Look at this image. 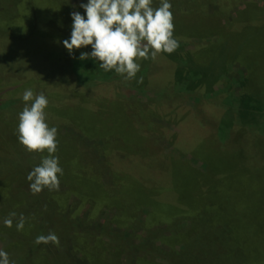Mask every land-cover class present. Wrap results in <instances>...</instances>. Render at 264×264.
I'll list each match as a JSON object with an SVG mask.
<instances>
[{
    "label": "trees",
    "instance_id": "trees-1",
    "mask_svg": "<svg viewBox=\"0 0 264 264\" xmlns=\"http://www.w3.org/2000/svg\"><path fill=\"white\" fill-rule=\"evenodd\" d=\"M87 3L88 0H7L5 8L1 9L0 7V19H7L1 27L5 35L8 34V37L14 41L33 42L36 46L44 43L51 48L44 52L41 51V54L37 56L41 60L36 70H30L28 66H24L25 70L18 75L13 74V71L0 75V93L3 90L10 92L11 88L18 86L17 89H20L18 93L23 94L25 90L31 89L34 94H40L38 91H40L41 85L43 86L45 83L44 78H50L51 82L56 83V85H63L62 80L69 73L76 74L82 83L99 84V82L104 83L112 79L126 81L115 71L106 72L100 69L99 62L96 60L91 58L81 60V53L90 54L92 52L91 46L74 50L72 54L64 47L63 41L70 40L71 37L72 13L80 11L81 15L87 18L84 8L81 7L82 4ZM160 3L161 0H153L152 6L159 7ZM199 3L198 1L197 3L190 2L187 10L192 13L181 15L179 18L176 17L174 35L177 40L180 37H196L211 41L207 47H203L194 53L186 51L183 43L178 40L179 48L175 52L172 54L163 53L166 59L176 65L173 79L170 84H166L164 90L169 92L173 83L172 88L177 91L192 93L205 89L206 96L210 97L216 95L214 88L221 85L225 89L223 92L227 95L222 102L225 112L218 123L217 133L220 140L229 139L231 131L236 127H240L243 132L245 128L253 129L264 136V22H254L253 15L250 14L254 10L252 9L248 12L239 13V18L234 24L223 26L219 19L211 22L212 17L205 19L204 16H201L202 13L198 10ZM176 9L178 11L184 10L180 6ZM171 11L173 13L174 10ZM254 12L258 13L255 10ZM193 13L198 15L194 16ZM259 14L262 12H259L258 16ZM184 17L187 21L184 20ZM55 54L65 56L68 60L67 65L58 71L42 72L40 65ZM139 62L141 70L137 73L136 78L126 81V83L128 82L133 86H146L147 89L152 83L150 77L153 69L157 67L156 61L149 58ZM236 64L242 71L239 77L234 79L233 84L229 85L226 83V76L228 70ZM141 78L142 83L139 82ZM46 92L47 94H43L49 101L46 113L47 123L50 127H55L59 131L61 125L68 126L78 133L82 141L84 138H88L95 142H104L106 146L104 152L100 153L105 155L101 166L95 163L96 160L98 161L96 158L98 150L95 153L94 148L87 149L84 145L81 151L85 159H82L80 165L75 162H68L70 166L76 165L77 175L89 176V180L94 183V186H97L95 191L80 193V189H73V184L65 182V185L60 181V184L65 186L70 194H76L82 204L89 203L92 205L91 215L106 207L117 210V220L121 224H126L134 222L142 208H150L152 211L147 219L149 223L164 217L171 219L173 223L171 225L174 226L182 218H186L192 223V228L189 233L179 236L182 240L179 243L184 242L187 245L190 244L188 237L197 234L200 225L207 221L210 228L209 232H213L217 240H221L220 243L224 247L222 248V256L225 258L226 264H264V182L259 178H256L258 182L253 181L255 178L252 175H254L255 169L245 168L243 161L238 158L242 153L244 155L246 153L251 154L254 146L259 147L258 149H261L259 151L264 153V141L260 142L256 139L257 141L252 142L242 131L236 132L235 140H230L231 149L229 148L223 154L216 155L205 151L200 153L204 157V162L211 167L209 175H199L175 161L170 165L163 164L164 167L160 166L163 174L167 171L166 185L162 182L160 185L157 184V186L152 187L130 178V174L124 169H115V165L113 166L109 159L113 153L117 156L123 155L126 160L130 159L136 162L155 159V153L148 146L145 148L143 146L147 145L145 143L146 137H142L134 126V120L138 116L147 123L144 120L146 119L144 109L137 110V113H130L114 102L106 103V100L102 98H98L95 104L97 108L90 107V102H85V99L81 102L78 100L76 103L68 102L65 104V102H61V97L57 93ZM18 102L11 106L8 104H13L12 100L0 104L3 107L0 109L1 124L9 120L12 114L25 107L23 99ZM66 105L71 108V111H74L76 107L83 108L87 114L93 115L98 120H108L111 109L121 108L122 112L130 114L126 126L130 132V141L122 142V137L116 130H111L110 125L102 128L100 122L94 124V127L88 128H80L74 125L63 112V107ZM110 145L112 146L110 149L111 156H108L106 150ZM139 147L142 149H138ZM42 155H47V153H38L36 156L38 159L37 161L33 160V163L36 162L37 165H40ZM225 155H229L227 160L224 159ZM224 161L228 165H225ZM259 164L261 168H264V154ZM110 166L115 171L109 170V172L113 173L115 177L113 185L107 189L98 180L102 171L111 169ZM179 168L192 174L190 175V184L182 188L186 189V192L193 190L192 199L189 198V201H186L185 198L189 197L188 195L182 197L181 189L177 188L172 178L175 170ZM119 175L125 176L119 177ZM9 184L10 179L0 175V250L7 253L21 251L25 249V245L28 243L36 245L35 240L38 236H46L49 233H55L58 238L74 235L68 254L73 251L76 252L78 256L87 261V264L88 262L89 264H117L115 261L117 260L116 254H113L115 260L111 262V260L103 257L99 259L101 256L99 247L88 248L86 243H88L90 236L86 235L87 238L78 236L74 230L77 224L72 220L73 213L64 217L60 216L66 202L64 203L65 198L60 199V196L54 192L49 195V205L42 210L45 219L41 225L37 226V218L41 213L37 209L34 212L30 211V213L25 209L22 211L25 215L23 230H17L16 225L19 220H15L14 217H11L13 220L12 227H7L4 223L5 219L10 218V213L21 210V205L24 202L20 201L19 205L16 203L19 200L14 199L10 194ZM137 184L139 186H136ZM140 185L144 187H140ZM125 189L131 190L128 202L123 199ZM171 193L175 198H173L174 202L166 199L169 197L167 194L171 195ZM251 193L255 196L253 206H251V201L246 199L247 195ZM223 196L226 197V206L221 204ZM73 231L74 233H71ZM198 235L200 237L201 233ZM15 236H20L26 242L16 241ZM37 257L35 256L34 260L20 261L18 264H68L67 255L63 248L57 249L52 260H48L46 255ZM192 258L194 259V257Z\"/></svg>",
    "mask_w": 264,
    "mask_h": 264
},
{
    "label": "rangeland",
    "instance_id": "rangeland-1",
    "mask_svg": "<svg viewBox=\"0 0 264 264\" xmlns=\"http://www.w3.org/2000/svg\"><path fill=\"white\" fill-rule=\"evenodd\" d=\"M197 1L200 2L198 10L202 13L201 16H204L205 19H211L212 17L211 22L219 19L223 26L234 24L239 18V13L248 12L252 9L258 13L262 12L258 16V13H255L254 10L251 11L250 14L253 15L252 19L254 22H264V0H169L172 5L171 10L175 11V13L173 11L174 21L176 17L179 18L181 15L192 13L187 10L189 3H197ZM6 2L7 0H0L1 9L5 8ZM178 6L183 7L184 10L178 11L176 9ZM193 15L197 16L198 14L193 13ZM7 18L10 17L7 16ZM5 20L7 21V19ZM5 20L0 19V28ZM184 20L187 21L185 17ZM178 40L183 43L186 51L194 53L203 47H207L211 41L210 39L202 40L196 37H180ZM46 47L48 45L44 43L36 46L33 42L14 41L8 37V34L5 35L4 30L1 28L0 75L12 71L13 74L18 75L25 70L24 66H28L30 70H36L41 60L37 56L41 54V51L44 52L51 49L50 47L46 49ZM155 61L157 67L152 71V76L150 77L152 83L151 85L149 84L147 89L146 86H133L124 80L116 79L104 83L99 82V84L82 83L76 74L69 73L62 80L63 85H56V83L51 82L50 78H44L45 83L43 86L41 85V89L38 92L44 94H47L46 91L57 93L61 97V102H65V104L68 102L76 103L78 100L81 102L85 99V102H90V107L97 108L95 104L98 98H102L106 100V103L114 102L122 109H127L130 113H137V110L144 109V115L146 116L144 120L147 123L138 116L134 120V126L142 137H146L145 143L147 145L143 146L144 148L148 146L155 153V159L146 162H136L130 159L126 160L123 155L117 156L115 153L111 156V145L106 150L108 151V156H111L109 159L113 166L115 165V169H124L130 174V178L136 179L135 181L152 187L157 186V184L160 185L162 182L166 185L168 179L167 171L163 174L160 166L164 167L163 164L170 165L175 161L199 175H209L211 167L204 162V157L200 153L205 151L216 155L223 154L229 148L231 149V146H229L230 140H235L236 132L240 133L242 131L240 127L234 128L226 141H222L218 137V123L225 112L222 102L227 93L223 92L225 90L223 86L217 85L214 88L216 95L207 97L205 89L192 93L180 92L172 88L173 83L169 88V92H166L164 88L166 84H170L172 81L176 65L166 59L163 53L158 55ZM67 63L68 60H66L65 56L55 54L46 59L40 66L42 67V72L47 73L49 71H58ZM241 71L242 69L237 64L233 65L228 70L226 83L232 85L233 81H235L234 79L239 77ZM17 87L11 88L10 92L9 90H3L0 93L1 105L10 100H12L13 104L9 103L8 105H15L23 99V94L18 93L20 89L18 90ZM2 108L0 106V109ZM122 109H111L109 112L111 115L108 120H98V118L89 113L87 114L83 108L79 107L71 111V108L66 105L63 107V112H65V116L70 119L71 123L80 128L94 127V124L98 122H100L102 128L110 125L111 130H116L122 137V142L126 143L130 141V132L126 127L130 114L122 112ZM22 110L12 114L9 120L2 124L0 123V175L10 179L9 192L14 199L19 200L16 203L19 205L20 201H24L21 205V210L15 211V220L18 221L21 215L25 216L22 212L25 209L29 213L30 211L38 210L41 215L37 218V226L41 225L45 219V214L42 210L49 205V195L54 192L60 196V199L65 198L64 203L66 202V204L63 206L64 210L60 212L61 214L59 213L60 216L64 217L73 213L72 220L77 224L75 229H73L76 230L80 237L84 236L87 238L86 235L90 236L86 245L89 249L100 248L99 253H101V256L99 255V259L103 257L112 262L115 260L113 254H116L117 260L115 261L117 264H195L196 261V264H226L225 258L222 256V248L224 247L220 243L221 240H217L214 233L209 232L210 228L207 221H202L203 223L200 225L197 234L193 237H188V243L190 244L187 245L184 242L182 244L179 243L182 241L179 236L189 233L192 228V223L186 218L180 217L182 220L174 226L171 225L173 224L171 219L164 217L159 218L156 222L149 223L147 219L152 210L150 208H142L134 222L121 224L116 218L117 210L105 207L91 215L92 205L89 203L82 204L76 194H70L62 184H59L58 190L44 188L40 193L33 194L30 189L31 182L27 180V175L38 166L36 162L33 163V160L37 161L38 158L36 156L38 153H30L19 142V113ZM58 132V151L55 155L58 156L59 166L63 169V175L59 176L60 181L65 185L66 183L73 184V189H80V193L95 191L97 186H94V183L89 180V176L77 175L76 165L70 166L68 162H75L80 165L82 159H85L81 151L84 145L87 149L94 148L95 153L98 150V154H96L98 161L96 160L95 163L101 166L105 157L104 153L100 154L104 152L106 147L104 142H95L88 138H84L82 141L76 131L65 125H61ZM243 133L252 142L257 141L256 139L260 142L264 141V136L253 129L245 128ZM258 148L254 146L251 154L246 153L248 155L246 156L242 153L238 158L243 161L245 168L255 169L254 175H252L255 178L253 181L258 182L256 178H259L264 182V168H261L259 164L264 153L259 151L261 149ZM138 149L142 148L139 147ZM228 157L229 155H225L224 159L227 160ZM224 163L228 165L226 161ZM112 168L105 169L99 175V183L107 189L111 188L115 177L113 173L109 172ZM113 171L115 170L113 169ZM190 175H192L190 172L182 171L179 168L175 170L172 176L177 188L181 189L182 197L189 196L185 197L186 201H189V198L192 199L193 195L191 188L187 192L186 189H182L190 184ZM121 176L125 175H119V177ZM136 186L139 185L137 184ZM140 187L144 186L140 185ZM130 193V189L123 191L125 202L129 201ZM167 195L169 197L166 199L174 202L172 193ZM254 197L253 193L246 197V199L251 201V206L255 204ZM221 204L223 206L227 205L225 196H223ZM71 233H74V231ZM198 233H201L200 237ZM73 236H62V238H59L58 246L54 243L36 245L28 243L25 245V249L21 251L9 252V259L12 264H18L23 260H34L35 256L40 255H46L48 260H52L57 253V249L63 248L67 255L68 264H87V261L78 256L76 252L73 251L68 254L69 248L72 246L71 241L74 239ZM14 239L18 242H26L20 236H15Z\"/></svg>",
    "mask_w": 264,
    "mask_h": 264
},
{
    "label": "clouds",
    "instance_id": "clouds-1",
    "mask_svg": "<svg viewBox=\"0 0 264 264\" xmlns=\"http://www.w3.org/2000/svg\"><path fill=\"white\" fill-rule=\"evenodd\" d=\"M153 0H88L82 4L86 17L79 12L72 13L73 25L70 40H64V47L70 54L74 50L91 46L92 52L81 53L80 59L89 58L99 62V68L122 76L126 81L136 78L141 70V60H156L162 53L172 54L179 48L174 35V16L169 0H161L159 7H153ZM142 83V78L139 81ZM25 107L19 113L18 139L30 153L42 155L40 165L27 175L33 194L44 188L59 189L58 130L47 123L49 101L43 93L34 94L31 89L23 93ZM31 102V103H29ZM16 213H10L4 223L12 227ZM25 218L21 215L16 227L23 230ZM37 244L59 245L55 233L40 235ZM0 264H12L7 252L0 250Z\"/></svg>",
    "mask_w": 264,
    "mask_h": 264
}]
</instances>
